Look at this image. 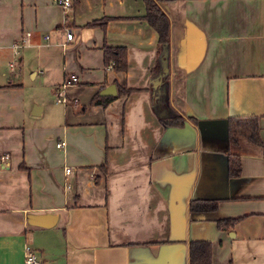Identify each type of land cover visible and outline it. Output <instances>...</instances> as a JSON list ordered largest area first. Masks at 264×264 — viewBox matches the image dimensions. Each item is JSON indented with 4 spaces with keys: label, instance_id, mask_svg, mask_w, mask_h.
<instances>
[{
    "label": "crops",
    "instance_id": "1",
    "mask_svg": "<svg viewBox=\"0 0 264 264\" xmlns=\"http://www.w3.org/2000/svg\"><path fill=\"white\" fill-rule=\"evenodd\" d=\"M72 1L0 0V264H24L27 245L44 264H189L193 241L211 264H264V0H165L163 54L143 0ZM108 46L126 48L124 72ZM112 84L133 92L91 105ZM37 88L68 103L47 118ZM171 109L196 126L164 128ZM237 117L258 118L263 147L230 149ZM49 213L52 228L28 224Z\"/></svg>",
    "mask_w": 264,
    "mask_h": 264
},
{
    "label": "trees",
    "instance_id": "2",
    "mask_svg": "<svg viewBox=\"0 0 264 264\" xmlns=\"http://www.w3.org/2000/svg\"><path fill=\"white\" fill-rule=\"evenodd\" d=\"M146 5V15L150 27L159 34L158 51L163 53L170 51L171 42V25L172 19L168 16L164 8L165 0H143ZM104 63L108 66L111 62L113 67L118 72H124L127 69V50L124 47H104ZM132 90H118L119 95L132 93ZM114 97V96H113ZM113 97H102L96 94L93 97L91 105H107ZM104 101V102H103ZM165 117L160 115L159 121L164 128H184L186 124L191 123L196 126L197 120L181 115L176 110H168ZM228 142L229 147L238 148L241 145V140L248 141L253 146L263 147L259 132L257 117H237L228 120ZM228 173L231 178H239L241 176V157L236 153H229ZM190 211L208 212L218 209L216 201H192L189 203ZM238 220L224 219L217 223L220 230L231 229ZM189 264H211L212 259V244L206 242H191L189 244Z\"/></svg>",
    "mask_w": 264,
    "mask_h": 264
},
{
    "label": "built area",
    "instance_id": "3",
    "mask_svg": "<svg viewBox=\"0 0 264 264\" xmlns=\"http://www.w3.org/2000/svg\"><path fill=\"white\" fill-rule=\"evenodd\" d=\"M53 1L56 3V5H60L64 10H69L73 6L72 0H53ZM28 35H29V33H28ZM67 36H68L67 38L69 41L73 40V36L71 33H68ZM25 41L26 40H23L21 45L15 44L14 49L19 50L21 47L24 46ZM15 53H17V52H15ZM14 65H15V61L10 65L11 69H13ZM76 81H77V78L72 77V79L67 81L66 84L67 85H75ZM57 101H58V103H61V104L62 103L67 104L68 103V100L65 99L64 94L62 92L57 94ZM63 145H64V143H59V144H57V147L62 148ZM9 159H10V157L7 154L0 155V167L1 166L6 167L7 166L6 163L9 161ZM66 173H70V169L67 168ZM23 260H24V264H44L43 260L40 258V256L36 252V250H34V248H32L29 245H27L24 248Z\"/></svg>",
    "mask_w": 264,
    "mask_h": 264
},
{
    "label": "water",
    "instance_id": "4",
    "mask_svg": "<svg viewBox=\"0 0 264 264\" xmlns=\"http://www.w3.org/2000/svg\"><path fill=\"white\" fill-rule=\"evenodd\" d=\"M117 94H118L117 86L114 84L110 85L108 88L104 89L100 93L102 97H106V98L116 96ZM38 108L39 107H35L34 112H33L34 115L38 114L37 112V110L39 111ZM57 221H58V216L55 214H51V213L43 214V215L34 214V215L28 216V224L33 227L36 226V227L50 229L56 225Z\"/></svg>",
    "mask_w": 264,
    "mask_h": 264
},
{
    "label": "rangeland",
    "instance_id": "5",
    "mask_svg": "<svg viewBox=\"0 0 264 264\" xmlns=\"http://www.w3.org/2000/svg\"><path fill=\"white\" fill-rule=\"evenodd\" d=\"M37 89H39V91L41 92L40 95L42 97V101H40L39 106H43V105L46 106V111H47L46 117L47 118L49 117L48 115H49L50 111L58 112L62 108L63 104L58 105L56 98L51 96V94H49L46 90L44 91V90H41L40 88H37ZM43 89H45V88H43ZM26 91H27V94H29L30 92L33 93L34 87H31V85H27Z\"/></svg>",
    "mask_w": 264,
    "mask_h": 264
}]
</instances>
